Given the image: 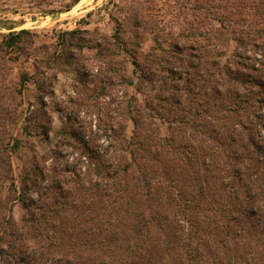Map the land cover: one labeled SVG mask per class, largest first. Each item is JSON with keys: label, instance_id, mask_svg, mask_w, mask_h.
Returning a JSON list of instances; mask_svg holds the SVG:
<instances>
[{"label": "trees", "instance_id": "16d2710c", "mask_svg": "<svg viewBox=\"0 0 264 264\" xmlns=\"http://www.w3.org/2000/svg\"><path fill=\"white\" fill-rule=\"evenodd\" d=\"M179 2L185 21L178 34L167 32L157 22L150 27L158 26L154 48L170 53L169 58L146 54L147 65L141 64V46L122 39L120 25L112 40H105L106 49L116 47L111 55L118 57L119 71L125 67V55L131 56L134 73L140 71L138 79L144 86L160 81L176 94L180 91L197 124L207 118L215 120L208 128L219 135L214 141L222 154L211 156L219 158V164L221 156L233 162L224 179L209 171L207 163L214 160L205 149L198 156L191 146L177 145L171 135L149 134L156 126L154 111L160 114V109L152 103L151 111L145 113L138 98L129 97L120 109L118 126L110 127L118 156L106 159V153L96 150L107 168L101 181L88 184L83 174L68 171L75 177H69L65 185H72L65 191L55 181L49 190L57 188L59 195L31 200L27 205L30 217L23 227L8 215L0 190V264H264V0ZM136 20L134 40L139 39L142 25ZM26 32L10 35L8 44L12 46ZM81 34L90 32L74 30L66 35L77 38ZM166 37L174 41L167 49ZM85 46L83 41L79 45ZM188 52L196 61L174 62L178 54ZM225 57L231 63L224 62ZM177 81L186 83V88L174 87ZM180 100L178 105L183 103ZM218 110L232 113L230 123L221 120ZM142 113L146 119H140ZM129 121L134 129L126 137ZM30 127L28 123L15 136H0V180H12L10 153L23 146L25 135H31ZM170 147L179 158L164 154ZM148 148L152 149L149 153ZM147 156L155 161L149 170L142 165ZM183 169L185 180L175 177ZM25 187L30 188V183ZM95 193L107 196L112 208L106 202L97 208L98 202L88 200L98 196ZM120 208L119 220L126 219L122 230V226L112 228ZM90 231L98 236L96 242L72 243L80 233ZM156 234L163 240L155 249Z\"/></svg>", "mask_w": 264, "mask_h": 264}, {"label": "rangeland", "instance_id": "374dc122", "mask_svg": "<svg viewBox=\"0 0 264 264\" xmlns=\"http://www.w3.org/2000/svg\"><path fill=\"white\" fill-rule=\"evenodd\" d=\"M77 1L0 0V136H15L28 123L32 125L31 135H25L23 146L10 153L12 170L9 177L12 180H0L1 200L8 207V215L13 216L19 227H23L25 219L30 217L27 205L31 200H37L41 196L46 200L48 196L59 195L61 191L57 188L49 190L53 182L63 185L65 191L72 185H65L69 177H75L68 171L83 174L82 179L88 184L101 181L107 168L97 157L96 150L100 151V155L102 152L106 153V159H116L119 146L116 148L113 142L110 127L118 126L121 120L120 109L126 106L127 98L132 96L138 98L144 111L147 109L145 113L151 111L152 103L160 109V114L154 111L156 126L153 130L148 125L146 127L147 130L150 129L149 134L155 132L161 137L171 135L177 145L183 144L186 148L191 146L198 156L201 148L205 149L206 156L210 154L214 160L207 163L209 171H214L219 179H224L227 169L233 163L221 156L222 166V163H218L219 158L211 156L219 153L214 141L219 139V135L208 128L215 120L207 118L197 124L190 114L191 105L180 91L176 94V90L169 84L164 86L160 81H148L144 86L138 79L140 71L134 73L131 56L125 55V67L119 71V59L111 55L116 47L106 49L105 40L111 41L120 25L122 39H129L141 46V64L147 65L146 54L169 58L170 53L154 48L158 26L155 25L154 30L150 27L157 22L167 32L178 34L184 28L182 23L185 21L184 15L179 11V0ZM136 18L142 25L138 29L139 39L134 40L132 26L137 21ZM74 30H85L90 34H81L77 38L66 35ZM21 31L27 32L10 46L8 37ZM166 38L164 46L167 49L174 41L171 37ZM81 40L85 47H79ZM179 43L183 44V41L180 40ZM233 48L234 46L230 50ZM230 54L231 51L228 55ZM190 55V52L178 54L173 60L178 65L183 60L185 63L196 61ZM228 59L225 57L223 61L231 63ZM107 79L112 82L107 83ZM122 79H127L128 82L131 80L133 84L129 85ZM23 80L25 83L22 86ZM177 85L184 88L187 86L181 81L175 82L174 87ZM179 99L183 101L182 105L177 104ZM263 112L264 110L261 114ZM216 114H222L221 120L227 119L224 120L226 124L232 119V113L224 114V111L218 110ZM141 115L140 119H146L143 113ZM31 117L30 122L28 119ZM251 122L255 123V120L252 119ZM133 129L134 125L129 121L124 135L131 137ZM261 135L264 136V132ZM151 151L148 148L147 153ZM164 154L179 158L171 147ZM252 157L256 158L254 154ZM154 162L149 161L147 156L142 165L149 170ZM254 162L255 160L250 161L251 164ZM251 175L255 177V172ZM175 177L185 180V170H180ZM27 182L30 183V188L25 187ZM182 183L187 186L189 184ZM212 183L216 184L218 180H212ZM95 194L98 196L92 195L88 200L98 202L97 208L105 202L107 207L112 208V202L107 196ZM1 208L5 209V206ZM120 211L121 208L117 210L118 218L112 221V228L122 226V230L126 219L119 220L123 216ZM76 215L79 216V213ZM108 226L107 224L106 227ZM90 233H80L72 243L76 245L88 240L96 242L98 236H94L91 231ZM154 239L156 249L163 239L159 234Z\"/></svg>", "mask_w": 264, "mask_h": 264}, {"label": "bare ground", "instance_id": "6f19581e", "mask_svg": "<svg viewBox=\"0 0 264 264\" xmlns=\"http://www.w3.org/2000/svg\"><path fill=\"white\" fill-rule=\"evenodd\" d=\"M86 5V4H85ZM50 19V18H49Z\"/></svg>", "mask_w": 264, "mask_h": 264}]
</instances>
